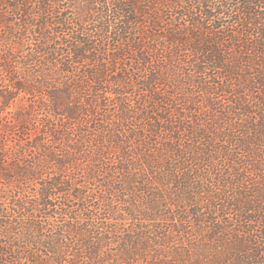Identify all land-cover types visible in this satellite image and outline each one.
I'll return each instance as SVG.
<instances>
[{
    "label": "trees",
    "instance_id": "trees-1",
    "mask_svg": "<svg viewBox=\"0 0 264 264\" xmlns=\"http://www.w3.org/2000/svg\"><path fill=\"white\" fill-rule=\"evenodd\" d=\"M0 264H264V0H0Z\"/></svg>",
    "mask_w": 264,
    "mask_h": 264
}]
</instances>
